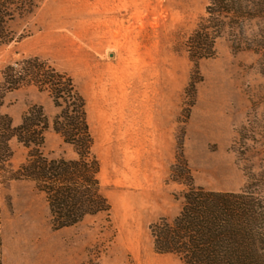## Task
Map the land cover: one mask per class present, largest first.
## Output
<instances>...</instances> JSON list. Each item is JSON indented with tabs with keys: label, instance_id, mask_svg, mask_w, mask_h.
Instances as JSON below:
<instances>
[{
	"label": "rangeland",
	"instance_id": "374dc122",
	"mask_svg": "<svg viewBox=\"0 0 264 264\" xmlns=\"http://www.w3.org/2000/svg\"><path fill=\"white\" fill-rule=\"evenodd\" d=\"M34 7L10 23L15 41L0 43V86L10 66L43 65L73 80L110 210L57 229L33 183L0 178V264H182L155 251L150 228L178 216L184 193L249 189L264 201V54L253 43L264 18L233 29V4L211 0ZM201 29L215 43L199 58L191 39ZM33 110L48 124L44 154L75 159L54 130L61 109L49 90L27 82L6 93L2 112L15 126ZM11 147L16 171L27 151Z\"/></svg>",
	"mask_w": 264,
	"mask_h": 264
},
{
	"label": "trees",
	"instance_id": "16d2710c",
	"mask_svg": "<svg viewBox=\"0 0 264 264\" xmlns=\"http://www.w3.org/2000/svg\"><path fill=\"white\" fill-rule=\"evenodd\" d=\"M211 2L215 6L233 4V29H238L243 19L264 18V0ZM34 4L35 0H0L1 44L15 41L10 23L33 12ZM212 36L201 29L191 39V49L199 58L212 49ZM253 43L257 53L264 54V37ZM4 77L0 86V178L33 183L46 196L57 229L109 211L110 203L99 180L100 164L93 152L85 100L73 80L43 65L20 69L10 66ZM27 82L50 91L61 109L54 130L74 148L75 159H50L44 154L48 124L41 111L29 112L19 126L2 112L6 93ZM14 141L26 149L27 157L16 171H8ZM150 230L155 251L175 256L182 264H264V201L255 198L249 189L233 193L191 188L183 194L178 216L172 221L161 219Z\"/></svg>",
	"mask_w": 264,
	"mask_h": 264
}]
</instances>
